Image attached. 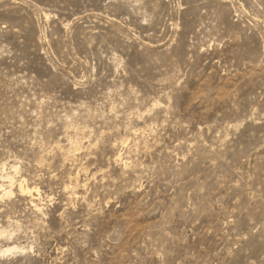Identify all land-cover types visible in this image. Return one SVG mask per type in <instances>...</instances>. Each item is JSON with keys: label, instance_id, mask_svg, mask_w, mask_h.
<instances>
[{"label": "rangeland", "instance_id": "374dc122", "mask_svg": "<svg viewBox=\"0 0 264 264\" xmlns=\"http://www.w3.org/2000/svg\"><path fill=\"white\" fill-rule=\"evenodd\" d=\"M0 185V264H264V0H0Z\"/></svg>", "mask_w": 264, "mask_h": 264}, {"label": "bare ground", "instance_id": "6f19581e", "mask_svg": "<svg viewBox=\"0 0 264 264\" xmlns=\"http://www.w3.org/2000/svg\"><path fill=\"white\" fill-rule=\"evenodd\" d=\"M9 178V177H8ZM23 186V185H22ZM22 186H20V190H21V192H28V193H30L29 192V190H28V188H23ZM3 188V186L2 185H0V189H2ZM3 193H4V195H7V196H9V195H11L12 194V192L10 191V190H8V191H6V190H4L3 191ZM3 233H0V236L2 235ZM3 237V236H2ZM11 238V237H10ZM5 239V238H4ZM15 250H18L17 249V247H5L3 250H0V253L2 254H7V253H9V252H11L12 253V251L14 252ZM16 252V251H15ZM22 252V251H21Z\"/></svg>", "mask_w": 264, "mask_h": 264}]
</instances>
